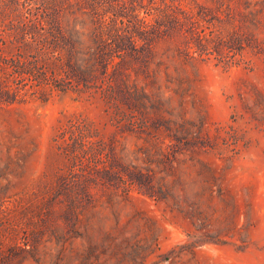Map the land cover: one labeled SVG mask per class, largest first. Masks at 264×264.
Segmentation results:
<instances>
[{
  "label": "rangeland",
  "instance_id": "374dc122",
  "mask_svg": "<svg viewBox=\"0 0 264 264\" xmlns=\"http://www.w3.org/2000/svg\"><path fill=\"white\" fill-rule=\"evenodd\" d=\"M0 264H264V0H0Z\"/></svg>",
  "mask_w": 264,
  "mask_h": 264
}]
</instances>
